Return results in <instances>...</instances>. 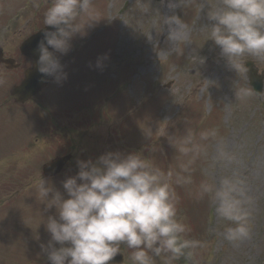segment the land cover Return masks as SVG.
I'll return each instance as SVG.
<instances>
[{
  "label": "rangeland",
  "instance_id": "374dc122",
  "mask_svg": "<svg viewBox=\"0 0 264 264\" xmlns=\"http://www.w3.org/2000/svg\"><path fill=\"white\" fill-rule=\"evenodd\" d=\"M51 2L0 0V15L8 14L0 21V44L6 55H18L19 43L44 25ZM220 3L88 0L87 9L73 21L80 32L62 55L72 64L71 55L80 56L77 68L68 73L75 75V81L92 78L100 97L95 104L102 115H96L87 139L67 131L68 145H74L69 147L72 159L45 180L63 191L61 182L76 174L77 160H95L105 152H140L148 158L174 193L177 216L188 229L185 238L196 242L186 250L190 257L169 261L161 254L153 257V264H262L264 260V93L257 99L243 70L226 66L219 48L208 40L207 13ZM28 6L34 11L22 13ZM177 16L180 24L174 22ZM196 49L205 58L203 63L194 59ZM246 59L264 73V57L246 55ZM18 73L21 69L0 67V264H50L40 247L50 235L41 223L42 215H51L54 209L45 211L37 182L52 146L29 138L19 148L4 147L9 137L17 135L15 131L26 129V135L43 116L33 102L15 105L6 99ZM46 92L51 96L50 113L65 120L69 115L65 102L60 104L51 95L63 93L54 87ZM59 142L55 148L63 149L64 135ZM23 167L30 169L26 184L20 182L21 175L12 174ZM225 189H231L247 216L249 235L235 242L225 239L227 228L234 225L217 213ZM130 253L122 250L121 264H133Z\"/></svg>",
  "mask_w": 264,
  "mask_h": 264
},
{
  "label": "clouds",
  "instance_id": "9594fccd",
  "mask_svg": "<svg viewBox=\"0 0 264 264\" xmlns=\"http://www.w3.org/2000/svg\"><path fill=\"white\" fill-rule=\"evenodd\" d=\"M87 7L88 0H52L44 13L47 27L34 49L39 73L57 82L66 78L58 57L80 32L73 21ZM207 20L208 40L226 66L243 70L246 55L264 57V0H221ZM174 22L182 21L177 16ZM193 57L197 63L205 59L198 49ZM76 164V174L61 182L63 191L42 176L37 182L45 211L54 209L42 215L41 223L50 235L40 245L50 264H109L124 248L131 250L133 264H153L161 254L169 261L190 257L186 250L196 242L185 238L188 229L177 216L174 193L148 158L116 151ZM217 213L234 225L227 228L226 240L248 237L247 216L231 189L220 194Z\"/></svg>",
  "mask_w": 264,
  "mask_h": 264
},
{
  "label": "water",
  "instance_id": "95a60500",
  "mask_svg": "<svg viewBox=\"0 0 264 264\" xmlns=\"http://www.w3.org/2000/svg\"><path fill=\"white\" fill-rule=\"evenodd\" d=\"M41 34H36L32 37H30L28 40H26L22 47L21 50L23 53H25L28 56H33L35 61L37 60L36 53L34 51L37 41L41 39ZM0 62H4L8 68L13 67V60H3L1 58V53H0ZM60 64L62 65L61 61L59 60ZM251 66V65H250ZM50 76L43 75L37 71L36 63L34 66L28 70L25 71V79L24 81L17 87L14 88L12 94L14 95L16 100H24L27 97L31 96L35 92H37L47 81V79ZM249 77L251 80V83L255 89L256 92H260L262 88V83L261 79L259 77H255L254 74L249 73ZM69 156L62 157L59 159H56L52 161L50 164L46 165L44 167V174L46 175H53L64 164V162L68 159ZM122 261V255L117 254V256L110 261L109 263H120Z\"/></svg>",
  "mask_w": 264,
  "mask_h": 264
}]
</instances>
